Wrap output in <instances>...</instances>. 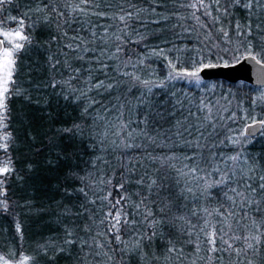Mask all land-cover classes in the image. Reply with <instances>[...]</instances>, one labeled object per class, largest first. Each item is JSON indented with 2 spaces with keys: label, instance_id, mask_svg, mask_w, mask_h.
Masks as SVG:
<instances>
[{
  "label": "snow or ice",
  "instance_id": "obj_1",
  "mask_svg": "<svg viewBox=\"0 0 264 264\" xmlns=\"http://www.w3.org/2000/svg\"><path fill=\"white\" fill-rule=\"evenodd\" d=\"M101 2L35 0V6L30 3L20 16L10 17L15 31H0L17 41L11 50L3 51L6 72L0 78V153L7 156L6 160L0 156V213L14 212L18 206L15 201L9 203L8 181L23 179L9 153L15 144L9 129V101L20 95L31 99L11 79L13 54L26 44L34 46L32 29L42 24L54 32L51 41L56 42L55 53L52 43L43 45L49 70L61 76V80L52 77L47 86L55 89L59 84V94L76 104L79 112V120L54 129L48 139V152L55 160L47 163L67 165L59 190L68 203L56 205L63 235L52 249L67 253L75 245V264H131L133 259L139 264H159L161 257L183 261L190 259L185 246H191L200 260L205 257L199 253L206 249L212 264L225 256L229 264H264V153H252L247 147L256 135L253 128L259 127L264 134V116H243L252 123L237 133L225 126V121L236 120L234 111L219 109L210 100L190 98L177 87L181 83L196 89L209 87L201 72L215 65L201 53L219 47L215 40L225 45L221 51L233 53L236 62L243 57L264 63V0H182L181 6L190 11L183 20L195 23L184 27L181 22L176 28L189 36L195 33L201 44L199 50L187 49L198 53L195 60L187 61L188 67L180 55L185 49L179 45L167 51L151 48L143 55L127 49L126 44L147 40L133 27L145 10L119 4L109 16L100 8ZM13 3L0 0V29L9 23L4 14ZM108 9L112 10L111 5ZM241 10L243 20L236 15ZM150 11L155 14L156 8ZM93 16L116 23L97 31ZM26 20L32 21L27 34ZM73 21L78 27H73ZM85 25L89 26L87 37L78 30ZM4 42L0 40V45ZM154 58L166 62L164 78L152 68ZM73 60L84 63L74 65ZM58 66L69 71L67 79ZM97 71L102 79L93 75ZM103 94L108 103L99 99ZM142 147L140 157L129 151ZM156 148L161 151L155 152ZM114 161L120 165L118 177L113 176ZM213 203L216 207H209ZM210 218L216 223L209 229ZM16 231L23 234L18 222ZM48 248L45 243L37 251L47 254ZM28 259L24 257L21 264ZM191 264L197 261L192 259Z\"/></svg>",
  "mask_w": 264,
  "mask_h": 264
},
{
  "label": "trees",
  "instance_id": "obj_2",
  "mask_svg": "<svg viewBox=\"0 0 264 264\" xmlns=\"http://www.w3.org/2000/svg\"><path fill=\"white\" fill-rule=\"evenodd\" d=\"M35 6V0H14L12 5L7 6L6 15L9 18V23L5 24L2 31H15V26L11 23L10 17L20 16L21 13L26 11L29 5ZM182 0H102L100 8L105 10L109 16L113 14V10L119 4H123L125 8L134 5L136 9H144L141 14L135 18L133 27H135L141 34L147 36V40L140 44H126L127 49H131L141 55L151 48H164L165 50L172 47L173 44L179 45L185 51L180 54L181 59L185 61V67H188L187 61L191 58L195 60L197 52H188L187 49H200L201 44L196 41V34L189 36L183 32V29L176 28V25L183 23L184 27H190L195 21L183 20V17L189 16L190 11L186 7L181 6ZM111 5V9L108 6ZM151 7L156 8V13L152 14ZM242 11V10H241ZM240 12V11H239ZM237 15V14H236ZM29 16H33L29 13ZM167 17V19H164ZM36 19V17H33ZM238 18V15H237ZM71 19V16H69ZM239 19V18H238ZM96 23L97 31H101L102 25H112L115 21L92 17ZM152 20H160L159 23H152ZM208 23V21H204ZM25 33L29 32V27L32 24L31 20H26ZM73 27H78L73 21ZM81 36L87 37L89 34V26L85 25L84 28L78 29ZM199 32V29L197 30ZM33 45L29 47L25 45V49L19 53L13 54V59L16 63L12 71L11 79L15 84L20 86L21 91H27L30 100H25L22 95L13 96L9 101L10 107V124L9 129L15 138V144L9 149L10 156L14 163L15 168L20 172L23 177L22 180H17L13 177L8 181L7 194L9 203L15 201L18 205L14 212L0 213V260L7 261L8 264H21L24 257H28L26 264H43L44 260L49 263L45 264H67L65 252H58L52 249V245L56 244L57 238L62 236L59 219L56 215V205L59 203H68L61 191L59 190L64 182L67 165L61 161L55 166L49 165L48 160H55L54 155L48 152V139L53 134V130L61 127H69L73 120H79V112L76 104L65 101L60 92V85L53 89L48 87L52 77L56 80H61V76L55 71H50L47 63V50L43 45L52 43L51 51L55 53L56 42L51 41V36L54 35L53 31H49L42 24H37L36 28L32 29ZM70 35L74 33L70 32ZM119 34V33H117ZM215 36V33H213ZM179 37V38H178ZM14 39V38H12ZM132 39L138 40L136 35H132ZM15 40V39H14ZM17 42L16 40L14 43ZM170 42V43H169ZM39 44V47L35 45ZM147 48H144V45ZM215 44L219 47H214L211 51L205 50L201 53L206 56V62L214 65L235 64L236 61H230L233 57L231 51L224 52L220 49L225 45L220 40H215ZM222 57V59H221ZM171 58V57H170ZM74 65H80L84 62L73 60ZM264 65V63H262ZM152 68L155 69L156 74L160 78H164L167 74L168 68L166 62L162 58H154ZM60 71L64 73L63 79H67L69 71L62 66H58ZM85 67H94L91 64ZM94 76L103 78L100 73L94 72ZM207 85H215L214 88H200L196 89L184 83L177 85L178 89L185 91L190 98L197 100L204 99L205 101L220 98L222 106L226 104L227 109L234 111V103L232 106H227L229 101L246 96V102L242 106V110L235 111V121H225V126H229L236 131L240 129L242 124L246 121L243 119L245 115H253L256 118L262 117V110L264 103L259 98L264 87H252L247 84H226L222 81L204 82ZM75 84V81H73ZM39 85V88L35 86ZM9 87H12L11 82ZM103 94L99 97L105 103ZM223 100V101H222ZM225 107V108H226ZM224 109V108H223ZM216 109H214L215 111ZM226 115V113H225ZM251 120V119H249ZM264 134H259L257 137L252 138V142L247 145L248 149L255 154L264 151ZM62 143L64 140L62 138ZM69 145L65 143V148ZM151 149V146H149ZM229 146L226 151L230 150ZM87 152V149H84ZM132 155L140 157L144 148L131 149ZM159 148L155 152H160ZM0 156H3L0 153ZM7 159V156H3ZM28 165H31L29 170ZM120 165L115 163L113 167V176H119ZM115 183V180L113 181ZM116 195L113 190V196ZM209 207H216L213 203ZM47 209V211H45ZM17 222L22 227V235L16 231ZM214 218H210L209 229L212 224H215ZM201 242H204V235L201 234ZM48 243L49 248L47 254L38 253L39 246ZM75 250L76 246H71V250ZM70 250L71 253H73ZM157 254L160 253L159 242L155 249ZM56 254V255H55ZM185 254L188 255L190 261L195 259L197 264H212L207 260V250L199 253V256L205 257L200 260L194 253L191 246H185ZM264 254V248H262ZM55 256V257H54ZM49 257L53 258L52 262ZM162 258V257H161ZM214 259V258H213ZM235 259V257H232ZM134 264V263H132ZM159 264H163L159 261ZM168 264V263H165ZM215 264H229V257L225 256L223 261H216Z\"/></svg>",
  "mask_w": 264,
  "mask_h": 264
},
{
  "label": "water",
  "instance_id": "obj_3",
  "mask_svg": "<svg viewBox=\"0 0 264 264\" xmlns=\"http://www.w3.org/2000/svg\"><path fill=\"white\" fill-rule=\"evenodd\" d=\"M2 49L3 45H0V52ZM201 78L203 82L222 81L230 85L242 83L252 87H264V65L242 58L240 62L232 65H215V67L204 68ZM253 132L256 133L253 137L255 138L261 133V129L255 127Z\"/></svg>",
  "mask_w": 264,
  "mask_h": 264
},
{
  "label": "rangeland",
  "instance_id": "obj_4",
  "mask_svg": "<svg viewBox=\"0 0 264 264\" xmlns=\"http://www.w3.org/2000/svg\"><path fill=\"white\" fill-rule=\"evenodd\" d=\"M237 15H238V18L240 19V20H243V18H244V12L243 11H240V12H238L237 13ZM0 31H2L1 29H0ZM0 40H2V41H5L4 42V44H3V49H2V51L0 52V78H2L3 76H4V74H5V72H6V67H5V60H6V58L4 57V55H3V51H4V49L5 48H8L9 50H11L12 49V47H13V45H14V39H12V37H9V38H5L4 36H2V35H0ZM9 41H11V42H9ZM168 50V49H167ZM166 50V51H167ZM236 55H239L238 53L236 54ZM243 57H241V59H242ZM230 61H236L235 59H234V55H233V57L230 59ZM227 65H229V64H223V66H227ZM210 90H212L211 88H213L212 87V85H209V87H208ZM241 98H238V99H233L232 101H229L228 103H227V106H232V104L234 103V105H233V107H234V112L235 111H238V110H242V106H243V104L246 102V99H245V97L246 96H244V95H242V96H240ZM262 97H264V92H262L261 93V95H259V98L261 99ZM219 99L220 98H213L212 100H211V103L212 104H214V105H217L218 106V108L219 109H223V108H225L226 107V104H224V106H222L221 104H222V102L220 103L219 102ZM223 101V100H222ZM261 101L264 103V99H261ZM227 108V107H226ZM242 112H243V110H242ZM262 116H264V109L262 110V114H261ZM252 123V121L251 120H246L243 124H242V126L240 127V129H242V128H244L247 124H251ZM240 129H238L237 130V133L239 132V130ZM261 134H262V132H261ZM263 143H264V140H263ZM264 145V144H263ZM261 153H264V151H262V152H260L259 154H261ZM73 253H71L70 251L69 252H65V256H66V260H67V264H75V257H76V255H77V253L76 252H74L75 250H71ZM58 252H56V254H57ZM55 254V255H56ZM185 256L186 257H188V255H186L185 254ZM55 257V256H54ZM53 257V258H54ZM53 258H51V257H49V261L50 262H52V260H53ZM160 261L163 263V264H165V263H168V264H191V261H190V259H188V258H186L185 260H183V261H179V260H175V259H165L164 257H162V258H160ZM42 262H44L43 264H45V263H49L47 260H44V261H42ZM132 263H134V264H139V262L137 261V260H135V259H133L132 261H131V264ZM0 264H5V262L1 259L0 260ZM8 264V263H7Z\"/></svg>",
  "mask_w": 264,
  "mask_h": 264
}]
</instances>
